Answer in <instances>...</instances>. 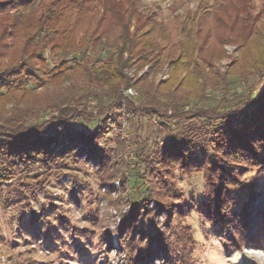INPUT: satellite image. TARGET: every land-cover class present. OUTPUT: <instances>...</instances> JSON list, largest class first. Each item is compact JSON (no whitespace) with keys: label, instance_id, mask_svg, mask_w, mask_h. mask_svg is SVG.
<instances>
[{"label":"rangeland","instance_id":"374dc122","mask_svg":"<svg viewBox=\"0 0 264 264\" xmlns=\"http://www.w3.org/2000/svg\"><path fill=\"white\" fill-rule=\"evenodd\" d=\"M75 1L67 10L77 26L69 39L55 37L44 52L32 49L38 55L29 61L20 58L27 35L15 40L12 56L49 75L8 92L0 117L21 116L25 127L54 137L88 131L91 145L74 143L52 165L0 182V264H264V242L249 238L264 230V166L231 159L223 135L251 96L264 97V0ZM80 1L87 14L74 22ZM11 2L9 14L21 12L25 29L31 17H51L59 0H31L27 10V0ZM126 29L142 44L165 46L170 38L214 60L202 65L201 78L192 68L171 78L165 54L155 69H130L135 60L119 69L107 47ZM96 30L104 38L92 39ZM180 53L174 49V57ZM118 71L129 82L118 78L117 91ZM165 82L170 94L169 86L158 89ZM175 142L187 146L193 166L160 162ZM214 160L217 170L206 166ZM224 172L228 179L221 181ZM233 181L256 187L245 209L227 214L225 199L215 212L213 184L223 182L225 191Z\"/></svg>","mask_w":264,"mask_h":264},{"label":"trees","instance_id":"16d2710c","mask_svg":"<svg viewBox=\"0 0 264 264\" xmlns=\"http://www.w3.org/2000/svg\"><path fill=\"white\" fill-rule=\"evenodd\" d=\"M30 1L31 0H27V2L23 4V6H25L24 8H26L25 10L29 9L28 6ZM67 1L69 4L65 5L63 0H59L56 5L57 9H55V11L53 10L51 17H48L43 22L31 17L28 22L22 24L25 29H20L21 12H19L18 15L15 14L14 17L9 14L10 11L16 8V6H14L15 3H12L11 0L0 2V29L2 28L3 30L0 35V99H5L6 96H8L6 95L8 92L22 91L26 89L29 82L36 83L39 78L43 79V76L49 75L44 68L37 71L30 70L33 69V67L30 68L27 61L20 64L19 60H16L12 56L16 46L15 40L18 41L23 32V37L27 35L24 38L25 43L20 51V58H22L21 60H24V58L25 60L28 59V61L30 60L29 57L38 55L37 53H39V51L44 52L49 48L50 42L54 41L55 37H64L66 40V38H68L67 35L75 33L77 29L75 24L69 23L74 19L69 20V18L73 16V12L67 11L69 7V10L72 8L70 5L74 3V0ZM75 2H78V0ZM79 3H81V5L75 4L76 12L74 22L82 19L87 14L84 8L79 10V6L83 7V1ZM70 13L71 15L68 17ZM214 22L217 26L222 25L221 18H214ZM34 26L36 34L30 36L29 30L33 29ZM92 37H94L92 39H95V41L104 38L103 34L99 33L98 30L94 32V36ZM116 40V44L107 48L114 62L117 63V68L119 66V69L128 68L129 63L133 60L136 62H133L132 66H129L130 69L134 67L139 70L147 65L155 69L159 66L161 67L162 57H164L162 55L165 54L166 57L170 59L168 69L171 73V78H174L175 73L178 71L189 73L191 68L193 69L192 74H195L196 78H201L203 72L202 65L209 66L214 60L212 55L206 56L204 49H198L194 53L192 49L189 50L186 46L171 43L170 38H164L166 42L165 46H162L160 42L155 40H148V42L145 41V43L142 44L137 33L130 34L128 29L120 34ZM175 48H178L181 52L176 57H174ZM32 49L37 53H34ZM29 51L33 53L31 52L30 54ZM6 58L11 59L9 65L4 64ZM121 73V71H118L117 80H114L112 83L117 91L120 86L118 78L120 80L122 79V81L126 79V82H129L127 77L123 76ZM168 83L169 82L161 83L158 85V89L160 87L169 86V89L165 92L170 94L173 89L170 85H166ZM125 86V89L131 87L129 83H126ZM250 102L246 110L235 115L237 116L235 118L236 124H234L235 122H233V120L226 122L227 126L224 128L223 135H225L228 141L226 150L229 151L227 152L228 154L226 152L223 154L224 156L226 154L229 155L231 159L244 158L243 161H251L255 167L260 169L261 166H264V97L260 95L251 96ZM17 114L18 113L15 111L12 112V115ZM10 118H12V116L5 117L3 120L0 117V182L6 181L7 177L13 180L18 176L27 175L30 169H32V172L34 171L33 167L42 166V164L45 166L52 165L54 161H59L64 156L71 153L73 151V149H71L73 147L72 144L74 143L83 142L86 144L87 141V143L91 145L89 138H87V136L85 137V135L89 133L88 131L85 134L81 131L71 132L68 135L58 133V136L54 137L53 132L42 131V128L25 127V121H23L24 119H22L23 117L21 116H18V118L13 117L12 120L15 121L12 122H9ZM62 142H66L67 144L62 145ZM52 144H55V146L52 147ZM89 144L87 145L89 146ZM187 149L185 144H178L175 142L171 144L168 149L167 159H162L160 162L165 163V161H172L175 165H180L182 168L184 165H186V167H191L195 159L188 155ZM206 162V166L211 167L213 170L218 169L216 165L219 162L217 160ZM194 167L197 166L194 165ZM219 167L222 169L221 166ZM167 171L169 172L168 168L164 172L168 173ZM211 176H213V174H211ZM218 176L221 181L222 179H228L226 178L225 172L220 173ZM132 179L134 182L141 181L139 176L136 175H132ZM165 179H167V177ZM221 183L217 184L215 182L213 184L216 189H214L216 193L214 197V203L216 205L215 212L223 207L225 199H229L227 214L235 213L238 210V212L241 213L242 208L245 209L247 204L245 198L249 197L256 187L254 188V185H247L239 188L233 181L232 186H229L223 191ZM239 193H243L242 195L244 196H241ZM217 214L219 217L223 216L221 210ZM224 221V217L219 220L220 223ZM249 238L251 242L256 244L264 242V230L258 233L253 232Z\"/></svg>","mask_w":264,"mask_h":264}]
</instances>
